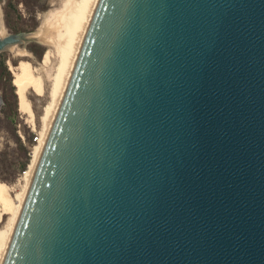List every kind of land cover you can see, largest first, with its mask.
I'll use <instances>...</instances> for the list:
<instances>
[{
    "label": "water",
    "instance_id": "obj_1",
    "mask_svg": "<svg viewBox=\"0 0 264 264\" xmlns=\"http://www.w3.org/2000/svg\"><path fill=\"white\" fill-rule=\"evenodd\" d=\"M4 264H264V0L99 1Z\"/></svg>",
    "mask_w": 264,
    "mask_h": 264
},
{
    "label": "bare ground",
    "instance_id": "obj_2",
    "mask_svg": "<svg viewBox=\"0 0 264 264\" xmlns=\"http://www.w3.org/2000/svg\"><path fill=\"white\" fill-rule=\"evenodd\" d=\"M99 1L61 0L59 6L45 16L36 33L32 34L31 37L19 33L23 39L21 43H10L0 51H8L14 59H21L17 66L11 64L9 69L13 73V85L19 98V110L28 117L34 126L36 125V117L28 98L29 91L31 90L37 96L42 97L47 93L46 82L50 81L48 83H51L48 94L49 102L44 107L42 117H40L42 124L41 137L31 152V162L29 170L26 172V183L23 190L19 194L17 193L18 198H15L13 195L14 187L12 188V186L0 182V205L4 210H2L4 213H1L3 217L4 215L10 216L6 227L0 230V264L5 262L21 206L26 205L33 185L41 149L47 147L55 113L60 111L64 102L70 74L75 73L89 20L90 17H95ZM2 16L3 11L0 4V17L7 38L11 34L7 33ZM30 39L36 40L48 48L40 69L35 68L29 61L31 58L34 59L32 54L19 46L30 41ZM52 53L59 59L55 69L51 68Z\"/></svg>",
    "mask_w": 264,
    "mask_h": 264
},
{
    "label": "rangeland",
    "instance_id": "obj_3",
    "mask_svg": "<svg viewBox=\"0 0 264 264\" xmlns=\"http://www.w3.org/2000/svg\"><path fill=\"white\" fill-rule=\"evenodd\" d=\"M60 1L0 0L3 23L7 33L9 35L23 33L31 37L39 30L45 16L59 6ZM19 46L32 54L34 59L28 60L35 68L40 69L48 48L32 39ZM52 54L51 68L55 69L59 59L54 53ZM20 60V58L14 59L8 51L0 52V101L5 104L0 105V182L12 186V188L14 187L13 195L15 198H18V194L25 186L26 172L29 170L31 162V152L41 137L42 124L40 117H42L43 109L49 102L48 94L51 86V83H48L50 81H47V93L42 97L37 96L31 90L29 91L28 98L36 117V125L34 126L28 117L19 110V98L12 83L13 73L9 69L11 64L17 66ZM1 207L0 205V215L4 213L3 207ZM1 216L0 230H3L10 216L4 215L3 217V214Z\"/></svg>",
    "mask_w": 264,
    "mask_h": 264
},
{
    "label": "flooded vegetation",
    "instance_id": "obj_4",
    "mask_svg": "<svg viewBox=\"0 0 264 264\" xmlns=\"http://www.w3.org/2000/svg\"><path fill=\"white\" fill-rule=\"evenodd\" d=\"M3 17V16H2ZM12 83H13V80H12ZM1 105V104H0Z\"/></svg>",
    "mask_w": 264,
    "mask_h": 264
}]
</instances>
